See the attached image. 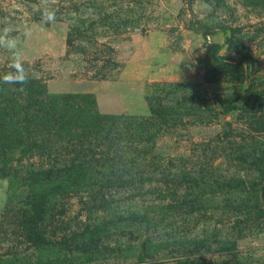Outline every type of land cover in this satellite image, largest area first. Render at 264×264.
<instances>
[{"label": "rangeland", "instance_id": "rangeland-1", "mask_svg": "<svg viewBox=\"0 0 264 264\" xmlns=\"http://www.w3.org/2000/svg\"><path fill=\"white\" fill-rule=\"evenodd\" d=\"M181 260L264 264V0H0V264Z\"/></svg>", "mask_w": 264, "mask_h": 264}, {"label": "trees", "instance_id": "trees-1", "mask_svg": "<svg viewBox=\"0 0 264 264\" xmlns=\"http://www.w3.org/2000/svg\"><path fill=\"white\" fill-rule=\"evenodd\" d=\"M82 99V101H84L85 103H87V99L91 98L90 96H83V97H80ZM38 112H42L40 109L38 110ZM63 185H61L59 187V192L57 193V184H55L53 187L50 186V188H48L49 191H53V193H57L55 194L57 197L59 198H62L66 193H64L69 187L68 185L66 186L64 183H62ZM74 185V188L76 190L81 191L83 189H88L90 186L91 188L92 187H99L97 183H95L94 185L90 184H82V185H78L77 183H73ZM162 184H166V183H162ZM65 185V186H64ZM195 185V184H194ZM192 185V186H194ZM29 188V187H28ZM100 188V187H99ZM102 188V187H101ZM46 191H48L47 189H44ZM167 190V189H166ZM48 191V192H49ZM46 192L44 195H43V198L45 199V202L44 204L45 205H48L49 202L47 201V198L48 196H50V193ZM51 193V194H53ZM50 200V199H49ZM47 201V202H46ZM103 204H105L104 206L108 207V203H104V201H101ZM31 205V200L30 202L26 203V206L28 205ZM39 205V204H38ZM42 205V203L40 204ZM37 206V207H34L32 205L30 211L32 214H34V217H29V219L26 221V223H29V225H33V224H41L45 221V213H43L41 211V207ZM103 206V207H104ZM34 208H38V210L35 211ZM102 208V207H100ZM34 209V211H33ZM30 213V212H29ZM28 215H31V214H28ZM111 218H113L114 220L116 219L115 222L112 221H106V222H100L99 221L91 226H85L84 229L82 230L81 233H79L77 235V237H74V238H79L78 242H79V246L78 248L76 249V251L79 252V254L82 255L81 258L83 259H88L89 258V255L88 253H91L93 251V249H96V245L95 243H100V240H103V238H107L108 236L104 235V234H107L108 233V230L112 231V229L115 230L119 228V224L122 222V219H120V217H116V216H112ZM110 218V219H111ZM117 219L119 221H117ZM75 235V236H76ZM31 240V239H30ZM93 243V244H92ZM58 245H64L65 244V240L63 239L61 242L57 243ZM44 246H49L48 244L44 245ZM91 246H93L91 248ZM63 248V247H62ZM90 249H92V251L90 252ZM63 250V249H62ZM188 259V258H187ZM80 261V260H79ZM189 260H181L180 263L181 264H187ZM149 264H155V263H149ZM189 264H193L192 262L189 263Z\"/></svg>", "mask_w": 264, "mask_h": 264}, {"label": "crops", "instance_id": "crops-1", "mask_svg": "<svg viewBox=\"0 0 264 264\" xmlns=\"http://www.w3.org/2000/svg\"><path fill=\"white\" fill-rule=\"evenodd\" d=\"M131 90H134V89H131Z\"/></svg>", "mask_w": 264, "mask_h": 264}]
</instances>
